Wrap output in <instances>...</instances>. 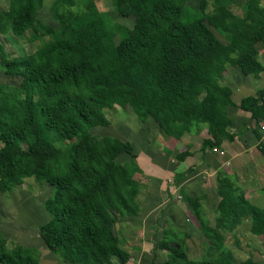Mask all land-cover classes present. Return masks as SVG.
<instances>
[{
	"label": "trees",
	"instance_id": "obj_1",
	"mask_svg": "<svg viewBox=\"0 0 264 264\" xmlns=\"http://www.w3.org/2000/svg\"><path fill=\"white\" fill-rule=\"evenodd\" d=\"M232 1L212 0L208 11L206 0L197 8L188 7L187 0H114L119 16L136 13L141 19L143 34L130 43L125 42L131 30L107 13H75L57 27L45 25L41 34L50 41L29 55L0 50V71L20 78L18 86L0 83V195L11 193L18 179L49 186L41 202L48 220L37 234L64 262L113 264L116 257L127 264L130 259L115 228L141 210L133 182L141 170L133 157L120 161L124 152L118 138L91 134L94 127L110 125L105 107L127 105L140 122L152 119L159 125L173 116L186 120L188 113L206 125L209 138L203 149L211 151L224 146L225 138L234 139L227 132L232 91L220 80L228 66L255 78L264 70L257 50L258 44L264 50V5L245 0L237 16L229 8ZM42 3L8 0L0 11V34L22 36ZM72 5V0H54L50 10ZM237 106L253 121L251 130L259 140L264 87ZM258 149L264 155V146ZM190 156L185 150L176 159L184 162ZM213 188L218 217L236 223L248 218L250 233L264 236V206L250 203L236 179L218 174ZM183 201L213 252L194 257L186 243L191 236L171 231L164 264H234L224 224L211 226L197 197L185 195ZM152 244L149 260L154 264L162 246ZM39 258L35 247L10 243L0 233V264H38ZM241 264L262 263L247 259Z\"/></svg>",
	"mask_w": 264,
	"mask_h": 264
},
{
	"label": "rangeland",
	"instance_id": "obj_2",
	"mask_svg": "<svg viewBox=\"0 0 264 264\" xmlns=\"http://www.w3.org/2000/svg\"><path fill=\"white\" fill-rule=\"evenodd\" d=\"M53 1L54 0H43L42 7L37 14L34 25L22 36L15 37L11 33L0 34V50H4L10 56L29 55L50 41L48 36L41 34L45 25L57 27L75 13H107L112 21L119 22L121 25L131 30V38L125 42L126 44L130 43L133 39H138L143 34L141 19L136 13H132L129 17L119 16L114 11V0H72V6H64L56 12L50 10ZM199 1L200 0H187V6L197 8ZM244 1L245 0H233L229 6L230 10L235 15L241 16L242 4ZM257 1L264 5V0ZM206 2L208 3L207 10L210 11L212 0H206ZM7 4L8 0H0V11L5 10ZM216 37L221 42H224V39L219 35L216 34ZM257 50L258 60L264 66V50L260 44L257 45ZM235 68L239 70L237 67ZM241 76L246 83V87H243V92H241L242 89L237 86L236 88H239V90L235 88L236 97H240L241 95L245 96L247 93H251V91H256L259 87H264V70L261 72L260 77L257 78L253 76L245 77L242 74ZM19 82V77L6 76L0 71V83L18 86ZM228 101H231V104L229 103L228 105L234 107V101L232 98ZM104 114L109 120L110 125L107 127H94L90 130L91 134L118 138L124 152L120 160L121 162L132 157L134 159L137 157L138 161L143 160V158H146V161H148L150 152H152L153 149L158 148L160 125L154 123L152 119H148L144 123L140 122L132 113L131 108L127 105L122 107L115 105L105 107ZM176 115L178 114L176 113ZM192 118V115L186 113V124L190 125L193 131L197 130L200 132V130L203 129V127H201V124L203 123L199 121V124L196 119ZM167 124H169V121H167ZM15 156L17 158L21 157V151L19 148L16 150ZM127 157L129 158L127 159ZM261 161L263 164L259 163L255 170H250V173L246 172L245 174H240L239 177H241L240 180L242 186L238 182V179H236L235 176L233 177L232 173H230L233 170V167H227V174L232 176L231 178L233 180L236 179V183L241 190H245L246 198L253 200L259 206L264 205V168L262 167L264 166V155ZM222 170L225 171L224 168H222ZM149 175L150 174L148 173L143 174L141 177L137 176L136 179L133 178L137 197L140 196L141 198V194L145 193L142 182L145 183L146 186H148V182L149 184L152 183ZM204 179L205 180L202 184L203 187L202 189H199L200 192H203V190L208 192L207 198L201 200L203 216L211 226L218 223L224 224L223 227L225 230H222L225 236L224 242L233 255L234 264H241L247 259H252L264 264V236H255L250 233L248 218L243 219L241 223H236L225 221L218 217L215 213L218 199L213 188L215 177L206 176ZM189 187H194V183H189ZM49 194L50 188L43 181L37 182L33 178L24 180L18 179L16 186L11 193L0 195V233L7 238L10 243L12 241L24 246L35 247L39 251L40 256L38 264H41V259L50 258H52L51 261L46 260V262L44 261L42 264H68L64 263L58 255L51 253L37 234L38 226L48 220L47 213L43 209L41 202ZM192 194L193 192L189 194L187 193L186 195ZM184 196L185 193L183 191L176 197L173 196L172 199L174 204H171L183 217L182 222L178 221V224L184 223L185 226L179 227L178 225L175 227V224L172 221L169 223V220H166V217L161 215V212L159 211L152 212L153 214H149L147 219H145L147 221L145 227L146 231L144 232H137L138 230L136 228L140 223L136 224L137 221H134V219L128 218L127 224L128 222L130 224H124L125 226H122V220L117 223L115 231L118 237L122 239L120 240L119 246L128 252L129 248H137V245H139L146 252V257H143L141 261L137 259V262H134L135 254L132 258L128 253L131 259L128 261L129 264H150L149 256L154 241H157L162 246L157 252L154 264H164L167 252L166 248L171 244L166 237V234L171 231L174 233L176 230L177 232H183V229L189 230L187 233L191 238L188 239L186 243L192 256H202L206 252H213L210 244L202 236L199 230L187 219L188 207L183 201ZM145 211L146 208L142 207L139 215H141L142 212L144 214ZM128 230H130V232H128ZM164 239H167L169 243L165 242ZM236 239L238 243L235 242ZM113 261L115 264H122L116 257L113 258Z\"/></svg>",
	"mask_w": 264,
	"mask_h": 264
},
{
	"label": "crops",
	"instance_id": "obj_3",
	"mask_svg": "<svg viewBox=\"0 0 264 264\" xmlns=\"http://www.w3.org/2000/svg\"><path fill=\"white\" fill-rule=\"evenodd\" d=\"M235 67L237 66H228L223 72L222 79L220 80L222 85L228 86L232 91L230 98L234 101V107L227 105L228 116L232 121V125L227 129V132L230 135H233L234 139L229 141L225 138L224 146H218L211 151L208 148L203 149V141L209 138L205 124H201L203 129H201L200 132L197 130L193 131L191 126L186 124V121L183 118L180 116L178 118L173 116L168 120L169 124L165 123L164 125H160L158 148L153 149L152 152H150L148 161H146V158H143V160L140 161H138L137 157L135 158L141 172L136 173L133 178L136 179L137 176L141 177L143 174L149 173L152 182L151 184L148 182V186L142 182L145 193L141 194V198L140 196L137 197L141 209L144 207L146 208V211L144 214L142 212L141 215H139V213L134 217H125L121 219L122 226L130 224L129 222L127 224V219L131 218L134 219V221H137L136 224L140 223L136 228L138 230L137 232H144L146 231L145 227L147 221L145 219H147L149 214L156 211L161 212V215L166 217V220H169V223L172 221L175 224V227L178 225L179 227L185 226L184 223L178 224V221L182 222L183 217L171 204H174L172 199L173 196L176 197L182 191L185 195L193 192L192 196L199 199V204L202 210L201 200L206 199L208 193L205 190H203V192H200L199 190L203 187L202 184L205 180L204 177H216L218 174L228 173L227 167L232 166L234 171L232 170L230 173H232L233 177L235 176V178L238 179V182L242 186L240 180L241 177H239L240 174H245L246 172L250 173V170H255L257 165L262 163L261 159H263V154L259 151L258 147L259 144L264 146V130H262V127H264V120L260 123L259 127H257L260 134V139L258 140L251 130V128H253V121L248 115L240 112L237 106L241 98L255 95L256 91H251V93H247L245 96L241 95L240 97H236L235 88L239 86L242 89L241 92H243V87H246V83L241 78L242 73L239 72L240 70H237ZM260 75L261 74H259V77ZM236 89L239 90V88ZM259 89H261V87H259ZM229 103L231 104V101H228V104ZM197 122L199 121L197 120ZM185 150H187L191 156L184 162H179L176 159V155ZM190 167L193 169L187 171ZM262 167L264 168V166ZM222 168H224L225 171H223ZM189 183H194V187H189ZM243 193L246 197L245 190ZM217 199L219 200L218 196ZM248 200L253 205L259 206L253 200ZM187 219L192 222V225L195 228H197L196 224L189 216L188 209ZM182 231L183 232H177L176 230L175 232L187 233L189 230L183 229ZM128 232H130V230H128ZM118 239L120 243V240L122 239H120V237H118ZM168 242L169 241H167V243ZM143 250L144 249H142L141 246L137 245V248H129L128 253L132 258L135 254L134 262H137V259L141 261L143 257H146V252ZM51 259L52 258L41 259L40 262L42 264L44 261L46 262V260L51 261ZM112 262L115 264L113 258Z\"/></svg>",
	"mask_w": 264,
	"mask_h": 264
},
{
	"label": "built area",
	"instance_id": "obj_4",
	"mask_svg": "<svg viewBox=\"0 0 264 264\" xmlns=\"http://www.w3.org/2000/svg\"><path fill=\"white\" fill-rule=\"evenodd\" d=\"M262 130H264V127H262Z\"/></svg>",
	"mask_w": 264,
	"mask_h": 264
}]
</instances>
